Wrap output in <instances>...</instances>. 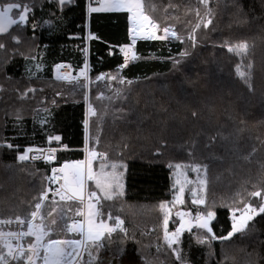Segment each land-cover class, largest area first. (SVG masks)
Here are the masks:
<instances>
[{
	"label": "trees",
	"instance_id": "obj_1",
	"mask_svg": "<svg viewBox=\"0 0 264 264\" xmlns=\"http://www.w3.org/2000/svg\"><path fill=\"white\" fill-rule=\"evenodd\" d=\"M8 3L26 6L28 19L0 34V218L30 219L56 190L53 168L89 156L109 185L86 184L98 224L118 225L86 242L78 264H264V213L225 238L233 211L263 203L264 0H143L165 37L143 40L131 39L128 11L88 13L87 0L0 7ZM242 43L246 52L229 50ZM62 62L88 65L87 81L56 79ZM29 146L67 149L54 162L20 160ZM82 208L50 194L43 240H81L65 225ZM180 212L214 215L187 229Z\"/></svg>",
	"mask_w": 264,
	"mask_h": 264
},
{
	"label": "snow or ice",
	"instance_id": "obj_2",
	"mask_svg": "<svg viewBox=\"0 0 264 264\" xmlns=\"http://www.w3.org/2000/svg\"><path fill=\"white\" fill-rule=\"evenodd\" d=\"M203 2L207 3V0H203ZM114 7L116 8L126 7L128 11L133 13L134 17H137L138 19L147 23L150 29V32H149V35L144 38H148V39H164L165 38V37L156 35V29L158 26L155 24V22L151 20V18L147 14H145L143 0H118V2L114 5ZM14 9L17 10L18 19H11L9 15ZM99 10L100 9H93V11H99ZM27 12H28L27 7L22 6L20 3H8L6 6L0 7V33L6 31V27L3 24V21L5 19L8 20L9 24L21 23L26 20ZM207 23L210 24L211 21L209 20ZM197 27H199V25H197ZM163 31L165 34H167L169 29L165 28L163 29ZM172 35L175 36V33L173 32ZM134 42L135 41H133V43ZM0 47H2V45H0ZM229 50L236 51L238 53H243V52H246L247 50V44L242 43L240 45H237L235 48H232ZM125 55H127V53ZM132 58L135 59L136 58L135 55H133ZM249 67L251 66L249 65ZM239 75L241 77H244L245 73L243 71H240ZM103 78L104 77H98V79H103ZM111 78L116 79L115 77H111ZM54 139L59 140V137H54ZM28 151H33V150L29 149ZM52 152L54 153L55 149H52ZM90 155L95 157L97 154L95 152H92L90 153ZM103 158H104L103 155H101V159ZM19 159L26 160L28 159V156L22 155L19 157ZM91 164H92V161L89 160L87 162L86 167L84 166V162H77L74 165L65 164L63 168L59 169V171L64 174V177H63L64 182L61 185V188H63L68 193L67 197H65L64 194L59 193V191L57 192V194H60V199L62 201L65 199H67L68 201H72V200L82 201L84 199L82 192L84 188L83 182L85 178L95 179L97 187L107 192L109 185L102 182V177H104V173H103L104 165L103 164L100 165V169H101L100 176H94L92 172ZM176 167L179 168L181 166L176 165ZM112 168L115 169L116 165L113 164ZM56 171H57L56 169H53V173H55ZM49 179H51L52 182L55 183V177H52ZM201 183H203V181H201ZM48 191H50V189L45 190L40 197L41 202L35 204L34 206L35 210L31 212L30 214L33 219L39 215L40 209L42 207V202L43 200L47 199ZM182 191L183 189L181 188V192ZM252 195L259 196L260 193L256 192V193H253ZM95 196H96V193L94 192L90 193L89 199ZM106 198L111 199L112 197L106 196ZM199 202L203 203V201H199ZM89 207H91V205H89ZM161 207H164V205H161ZM247 209L253 213H256V210L251 209L250 205L247 206ZM68 211H71V209H68ZM259 212L264 213V206H261L259 208ZM47 215L51 217L52 211L51 210L48 211ZM213 215L214 214L209 213V219H211ZM251 218H252L251 216H247V218H245V216H241L240 225L237 226L235 223L233 224L232 232L229 233V237L236 232L243 231L244 227H246L247 220ZM40 219L43 220L44 217L40 216ZM16 222L19 224L24 223V221L20 220L19 218H17ZM0 223H12V221L11 220L0 221ZM29 223H30V226L28 228V231L23 232V233L0 232V238L7 236V237H14L19 240L23 236H34L35 237V243H29L27 248H25L23 245H17L15 252L13 250V245L11 242H7L5 244V247L7 248V255L11 256L13 260L21 259L25 257V253H29L26 256L27 264H35L36 260H42V264H75L76 260L80 258L81 246L85 245L86 247V242L95 243V241H98L101 237L100 232H96L95 234L93 233V228L96 226L93 224L91 220V213H89L87 229H85L84 224L72 223L70 225H65L66 231L72 232V233H80L84 236V240L49 239L47 243H44L43 242L44 236L49 235L51 230L49 229L48 231H45L43 225H35V224H31V222ZM50 223L54 225L56 223L55 219H52ZM166 226H167V219H165V227ZM200 226L207 228V222L205 221ZM99 227L105 228L108 233H111L112 231H114V229L108 228L107 225H104V224L99 225ZM208 231H211V229L209 228ZM175 235L176 234L174 233L173 236ZM166 238H167V234H166ZM225 238H228V237H225ZM41 248L44 252V255L42 257L40 255ZM0 261H4V264H7V260L5 256L3 255H0Z\"/></svg>",
	"mask_w": 264,
	"mask_h": 264
},
{
	"label": "built area",
	"instance_id": "obj_3",
	"mask_svg": "<svg viewBox=\"0 0 264 264\" xmlns=\"http://www.w3.org/2000/svg\"><path fill=\"white\" fill-rule=\"evenodd\" d=\"M87 4H88V13L91 12H95L93 11V9H100V10H104V6H105V0H87ZM137 19V17H133V28H136L138 30H149L146 27H144L143 25L139 24L137 25L135 23V20ZM54 77L58 80L61 81H67L69 79H76L77 75H76V70L73 64L68 63V62H62V63H58L55 66V70H54ZM29 149H32L33 151H28ZM52 149H55V152H52ZM61 150L59 148L56 147H29L27 148L26 152L24 155L28 156V160L29 162H54L57 159V155ZM62 166H57L54 167L53 169H56L57 171L55 173H51L50 178L55 177V183L51 182L54 184V186L56 187V190L53 191L52 189H50V191H48V195L50 194H57V192L59 191V193H62L65 195V197H67L68 193L61 188V185L64 182V174L62 172L59 171V169H61ZM59 196V194H58ZM89 196L87 194H85L84 199L81 201L83 203V208L82 210H80L78 212L79 215L82 216V219L79 221H74L73 223H78V224H84L86 227V211H87V202H88ZM67 200V199H65ZM45 200H43L44 202ZM43 202H42V207H43ZM42 207L40 209V213L36 218H30V219H26L23 217H15V218H0V221H8L11 220L12 223H0V232L3 233H9V232H13V233H23L28 231V228L31 224H35L38 225L41 221L40 216H42ZM17 218H19L20 220H23L24 223L23 224H19L16 222ZM118 225V224H117ZM116 225V226H117ZM116 226L113 227L112 229H116ZM86 229V228H85ZM113 232V231H112ZM77 234V233H76ZM0 242L2 243H7V242H11L13 245V250L14 252L16 251V246L17 245H23L25 248H27L29 243H35V237L34 236H23L21 239H16L14 237H3L0 238ZM44 242V240H43ZM45 243V242H44ZM43 250L41 248L40 250V255L41 257L43 256ZM29 253H25V257L21 258V259H17V260H13L11 256H8L6 254V260H7V264H27L26 261V256ZM21 260H24L22 263H20ZM4 264V262H3ZM35 264H42V260H36Z\"/></svg>",
	"mask_w": 264,
	"mask_h": 264
},
{
	"label": "rangeland",
	"instance_id": "obj_4",
	"mask_svg": "<svg viewBox=\"0 0 264 264\" xmlns=\"http://www.w3.org/2000/svg\"><path fill=\"white\" fill-rule=\"evenodd\" d=\"M105 3H106V0H105ZM137 22H139V21H137ZM140 23V22H139ZM144 26H145V23L144 22H141ZM147 28L149 29V27H148V25H147ZM87 71V70H86ZM85 71V72H86ZM85 76H86V81H87V79H88V77H87V74L85 73ZM69 80H71V79H69ZM40 147H43V146H40ZM86 151V150H85ZM89 160H93L92 159V157H86V160L85 161H82V162H84V166L86 167L87 166V162L89 161ZM77 163V162H76ZM75 163V164H76ZM68 165H70V164H68ZM63 168V167H62ZM89 179H87V178H85L84 179V188H83V192H82V195H83V197L85 196V194L87 193V190H86V183H87V181H88ZM62 194V193H61ZM89 195V194H88ZM59 197H60V194H59ZM61 200V199H60ZM55 205H57L58 206V203H55ZM89 205H91V207H89ZM57 206H55V208H54V206L52 207V209H53V211L54 210H57L56 208H57ZM261 206H264V196H263V203H262V205ZM260 206V207H261ZM260 207H252L251 206V209H255L256 210V213H253V212H251L250 210H248L247 208H245L244 209V211H242V212H240V213H238L237 214V212H235V211H233L232 212V214H231V218H232V220H233V224L235 223L237 226H239L240 225V217L241 216H245V218H247V216H251L252 218L251 219H248L247 220V223H246V227H247V225H248V223L251 221V220H253L256 216H258L259 214H260V212H259V208ZM89 213H91V220H92V222H93V224L96 226V227H94L93 228V233L95 234L96 232H100L101 233V236L104 234V233H106L107 232V230L105 229V228H102V229H100V227H99V225L100 224H98V219H97V204L94 202V200L91 198V199H89L88 200V202H87V211H86V229H87V223H88V219H89ZM178 217L180 218V223H182L181 224V226H183L184 228H187V229H191V228H193L195 225H197L198 224V222H199V220H201V217L199 216V217H195V216H193L192 214H190V213H187V212H180L179 214H178ZM204 217H202V219H203ZM107 227L108 228H110V226L109 225H107ZM246 227H244V229H243V231L245 230V228ZM233 228V227H232ZM231 232H232V230H231ZM230 232V233H231ZM240 232H242V231H240ZM240 232H236V233H234V234H232L230 237H233L235 234H238V233H240ZM82 235V234H81ZM228 238H230L229 237V235L227 236ZM81 240H84V236L82 235V239ZM45 243H47L46 241H44ZM84 246L85 245H82L81 246V248H80V258H81V256H82V253H83V249H84ZM43 255H44V253H43ZM80 258H78L77 260H76V262H75V264H78V260L80 259Z\"/></svg>",
	"mask_w": 264,
	"mask_h": 264
},
{
	"label": "crops",
	"instance_id": "obj_5",
	"mask_svg": "<svg viewBox=\"0 0 264 264\" xmlns=\"http://www.w3.org/2000/svg\"><path fill=\"white\" fill-rule=\"evenodd\" d=\"M65 2H70L71 0H63ZM118 2V0H106V5H105V9L104 10H109V11H128L127 8H116L114 7V5ZM130 12V11H128ZM130 15H131V18H132V22H131V25H130V30L133 28V25H134V22H133V13L130 12ZM131 37V36H130ZM125 48H128V47H125ZM87 70V71H86ZM86 70H83V69H79L76 71V75H77V78L76 79H72V80H86V76H85V73L87 74V77H88V65L86 66ZM86 71V72H85ZM67 81H71V80H67ZM76 162H71V163H67V164H70V165H74ZM111 228V227H110ZM102 229V228H100Z\"/></svg>",
	"mask_w": 264,
	"mask_h": 264
},
{
	"label": "water",
	"instance_id": "obj_6",
	"mask_svg": "<svg viewBox=\"0 0 264 264\" xmlns=\"http://www.w3.org/2000/svg\"><path fill=\"white\" fill-rule=\"evenodd\" d=\"M149 35V32L145 29H142V30H138L136 28H132L130 30V36H131V39L132 40H143V39H148V38H144L146 36ZM207 222V228L209 227L210 225V222H211V219L209 218H203L201 220H199L198 222V226L201 227L200 225L203 224L204 222Z\"/></svg>",
	"mask_w": 264,
	"mask_h": 264
},
{
	"label": "flooded vegetation",
	"instance_id": "obj_7",
	"mask_svg": "<svg viewBox=\"0 0 264 264\" xmlns=\"http://www.w3.org/2000/svg\"><path fill=\"white\" fill-rule=\"evenodd\" d=\"M15 10V9H14ZM13 10V11H14ZM13 11L9 14L10 15V17H11V19H18V16L16 17L15 15H13ZM27 17H26V20L24 21V22H21V23H23V24H26L27 23ZM3 24H4V26L6 27V31H4V32H2V33H0V34H3V33H7L11 28H13L16 24H9V22H8V20L7 19H5L4 21H3ZM18 24V23H17Z\"/></svg>",
	"mask_w": 264,
	"mask_h": 264
},
{
	"label": "bare ground",
	"instance_id": "obj_8",
	"mask_svg": "<svg viewBox=\"0 0 264 264\" xmlns=\"http://www.w3.org/2000/svg\"><path fill=\"white\" fill-rule=\"evenodd\" d=\"M137 21H139V22H137ZM141 22H143L142 20H140V19H136L135 20V23L137 24V25H139V24H141V25H143ZM145 23V26L144 27H146L147 28V23L146 22H144ZM148 29V28H147ZM29 147H31V146H29ZM29 147H27V148H29ZM45 147H50V146H43L42 148H45ZM27 148L25 149V151L27 150ZM56 148H59V147H56ZM61 151L62 150H66L67 149V147L66 146H63V147H61V148H59ZM229 184V182L227 183V185ZM225 185H226V183H225ZM229 186V185H228ZM202 219V218H201Z\"/></svg>",
	"mask_w": 264,
	"mask_h": 264
}]
</instances>
